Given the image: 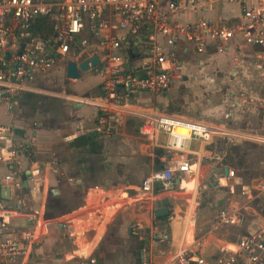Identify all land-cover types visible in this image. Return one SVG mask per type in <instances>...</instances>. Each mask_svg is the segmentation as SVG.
I'll return each instance as SVG.
<instances>
[{
	"label": "crops",
	"instance_id": "0c3cea01",
	"mask_svg": "<svg viewBox=\"0 0 264 264\" xmlns=\"http://www.w3.org/2000/svg\"><path fill=\"white\" fill-rule=\"evenodd\" d=\"M245 3L264 8V0H244L242 3L219 0L211 10L197 8L174 17L182 22L203 18L216 24H234L242 17ZM218 4L222 12L220 19L216 14ZM207 12L218 20L205 17ZM190 14L201 16L182 19ZM243 39L238 34L224 42L223 51L210 46L208 51L200 53L193 44L180 37L173 47L175 60L165 63L175 76L173 87L162 93H142L137 102L150 111L155 109L163 113H167L166 106L172 108L171 99H181L185 104L198 103L204 110L198 117L183 110L176 111L177 115L180 114L178 117L204 122L226 132L264 135V80L258 67V64H264V48L248 44ZM93 53L94 50H89L78 57L70 54L68 60L79 63ZM196 54L209 56L208 61H214L213 57L220 59L217 65L220 71L226 75L229 71L230 88L227 92L215 91L207 85L210 83L207 75L212 70L211 66L208 61L199 60ZM67 64V61L59 62L52 70L39 75L11 101L0 96V125L12 126L15 139L25 143L27 148L21 156L24 188L14 191L12 198L8 199L9 205L21 210L11 218L18 229L17 235L33 232L37 239L23 264H143L144 248L152 252L148 258L153 264H162L172 258L182 243L191 244L193 249L205 255L212 254L225 241H235L238 235L253 233L264 226V215L261 216L254 208L252 213L250 209L246 212L241 225H226L209 231L219 210L226 205L240 203L235 195V184L240 183L237 174L227 184L219 186L215 183L214 174L226 175L227 168L234 170L232 166L236 161V153L232 154V164L228 159L229 153L223 156L215 153L211 148L215 135L227 137L235 146L239 142L263 147L264 144L221 133L215 134L209 143L194 139L188 149L198 153L200 173L180 174L181 182L175 184L173 191L164 192L159 185L156 189L161 187V190L152 197L143 192L142 183L166 163L170 155L165 148L167 135L163 133L156 143L152 142L139 131L142 119L127 116L120 119L114 137L101 136L99 127L103 108L99 103L103 94V76L91 68L81 72L78 79L70 78ZM90 71L93 75L88 76ZM181 85L186 86L184 93L181 89L176 91ZM198 85L199 92L194 93L198 98L192 102L183 101L185 94L195 92ZM241 93L255 98L252 107L239 106L229 110V104ZM154 100L163 105L153 104ZM256 122L258 126L255 127ZM0 168L3 172L7 169L5 165ZM205 179L211 183L209 190L218 189L225 195L215 201L214 210H208L211 214L209 228L196 235V223L204 215V209L195 210L194 198ZM190 192H193V197L183 219L182 232L171 234L163 226V223L170 224L178 218L173 215L171 205L179 196ZM241 196L246 199L242 191ZM166 197L171 198V218L155 217L156 202ZM191 220L193 225L190 227ZM136 223L141 224L140 231H134ZM154 225H158L162 232H168L169 239H152ZM226 229L229 231L227 234L224 233ZM91 259L96 262L91 263Z\"/></svg>",
	"mask_w": 264,
	"mask_h": 264
},
{
	"label": "built area",
	"instance_id": "2783aa9c",
	"mask_svg": "<svg viewBox=\"0 0 264 264\" xmlns=\"http://www.w3.org/2000/svg\"><path fill=\"white\" fill-rule=\"evenodd\" d=\"M217 1L0 0V96L11 101L39 75L52 70L59 62H68L70 54L78 57L94 50L92 55L98 54L101 58L94 72L103 76L99 134L114 137L120 119L127 116L142 119L139 131L152 142L156 143L161 134H166L165 148L170 155L160 169L144 179L142 189L152 197L156 196L159 185L164 192H171L180 174L200 173L198 153L188 149L192 140L209 143L215 134L221 133L264 144L261 134L222 131L204 122L155 109L150 111L137 102L142 93H162L173 87L175 76L165 63L175 60L173 47L180 37L200 53L208 51L210 46L223 51L224 42L238 34L246 43L264 48V8L259 5L245 3L242 17L234 24H216L203 18L182 22L174 17L197 8L211 10ZM42 17L49 18L54 27V35L49 38L34 28L37 19ZM258 67L264 80V64ZM254 101L253 96L241 93L229 104V110L239 106L249 109ZM25 146L15 139L12 126L0 125V167L7 168L4 172L0 168V193L9 188L10 199L14 191L24 188L21 156L27 149ZM214 176L220 186L234 179L236 173L229 169L226 175L215 173ZM203 185L208 188L211 183L206 180ZM242 194L246 201L219 210L210 232L244 223L249 203L263 196L264 183L244 186ZM8 201L0 196V264H23L37 239L33 232L17 235L18 229L11 218L21 210ZM259 213L264 215V204ZM154 216L157 217L156 211ZM133 229L140 231L141 224L136 223ZM151 234L154 240L169 239V233L162 232L158 225L153 226ZM143 253V264H153L148 258L152 252L144 248ZM95 262L91 259V263ZM162 264H264V226L253 233L238 235L235 241H225L212 254L205 255L191 244L182 243L172 258Z\"/></svg>",
	"mask_w": 264,
	"mask_h": 264
},
{
	"label": "rangeland",
	"instance_id": "374dc122",
	"mask_svg": "<svg viewBox=\"0 0 264 264\" xmlns=\"http://www.w3.org/2000/svg\"><path fill=\"white\" fill-rule=\"evenodd\" d=\"M217 15H218V19H220L222 17V12H221V8L220 5H217ZM207 18H210L212 20H218L217 18H213V15H211L209 12H207L205 14ZM199 14H190V15H185L182 19L183 20H188V19H196L198 18ZM220 17V18H219ZM195 56V54L193 55V57ZM197 58H199V60H205L208 61L207 59H209V56H199L198 54H196ZM81 58H79L78 60H80ZM197 60V59H196ZM214 61H208V65L211 66V72L208 73L207 77L210 81L209 84L207 85H211V87L215 90V91H222V92H227L228 89L230 88L229 84V77H228V72L227 71V75L226 72H222L220 71L219 66H217L218 64H220V59L216 57V59H214ZM223 60V59H222ZM195 61V60H194ZM85 75V73H84ZM88 76L93 75V71H90L89 73H87ZM226 76V77H225ZM69 83L71 82L70 80L68 81ZM185 85H181L180 87L176 88V91H179L181 89V91L184 93L185 92ZM199 85L196 86V91L195 92H190L186 93V98L183 101H194L195 99L198 98V95H195L199 92ZM191 90V89H190ZM181 93V92H180ZM195 93V94H194ZM182 94H180L181 96ZM175 97H179V96H175ZM174 97V98H175ZM189 103V102H188ZM185 104L181 102L180 100L177 99H171L170 100V105H172L170 108L169 106H166V112L169 114H176V111H181L183 110V112H190L192 114H194L195 116H199V114L201 113V111H204L202 109V105L198 106V103L196 104ZM153 104H159L160 106L163 105L162 102L158 101V100H154ZM175 110V111H173ZM180 114H178L177 116H179ZM247 118V117H246ZM245 119V118H244ZM255 127L258 126L257 122L254 124ZM242 126H246V124H242ZM213 144H211V148L213 150H215V153L218 152V154H220L221 156L225 155L226 153H234L235 152L233 150H235L234 148L236 147L235 144L230 141L227 137H223L220 135H215L214 137V141L212 142ZM240 144L238 145L240 148V155L236 156V161L235 164H233V168L236 171V174L238 175V177L240 178V180H238L240 183H236L235 184V195L236 198H238L237 200H240V202H244L246 201V199H244L241 196V191L242 188L245 185H250L252 187V185H257L259 183H264V147L260 146V145H256L253 143H249V142H239ZM237 146V147H238ZM229 188V187H228ZM179 189V188H178ZM228 190V189H227ZM225 193H222V191L218 190V189H214V190H209L208 188H206L203 184L201 185V187L199 188L198 192L195 193V198H194V208L195 210H200V209H204V215L202 217H199L196 223V227H195V234L196 235H201L203 232L206 231L207 228H209L210 224L208 223V219L211 216L210 211L214 210V203L216 200H218L220 197L224 196ZM230 196V194H228V197ZM193 197V192L187 193L185 195H181L179 196V198L176 200L175 204H172V211L174 212L173 215L178 217L176 221H170V224H166L163 223V226L168 228L170 233H180L182 232V228H183V219L186 216V211L189 209V206L191 204V199ZM227 197V196H226ZM264 197H261L259 199H257L256 201H253L250 204L251 208H249L250 212L252 213L253 210L252 209H257V211H260V209H262V203H263ZM213 202V203H212ZM211 207L213 209H211ZM250 218V217H249ZM166 224V225H165ZM209 224V225H208ZM192 220L190 221V227L192 226ZM229 231L226 229L225 230V234H227Z\"/></svg>",
	"mask_w": 264,
	"mask_h": 264
},
{
	"label": "water",
	"instance_id": "95a60500",
	"mask_svg": "<svg viewBox=\"0 0 264 264\" xmlns=\"http://www.w3.org/2000/svg\"><path fill=\"white\" fill-rule=\"evenodd\" d=\"M101 62V59L99 55L95 54L87 59L77 62L76 60H69L67 64V75L70 78H80L81 72L89 71L91 68L96 67ZM228 171V168L226 169ZM181 182L180 178H177L175 183L179 185ZM26 186H28V183L26 181ZM0 196H2L5 199H10V189L6 188L5 193H0ZM157 208H156V214L159 218H166L171 216L170 211V204H171V198L166 197L164 199H160L157 202ZM171 218V217H170Z\"/></svg>",
	"mask_w": 264,
	"mask_h": 264
},
{
	"label": "trees",
	"instance_id": "16d2710c",
	"mask_svg": "<svg viewBox=\"0 0 264 264\" xmlns=\"http://www.w3.org/2000/svg\"><path fill=\"white\" fill-rule=\"evenodd\" d=\"M34 28L37 32H40L41 35H43L45 38H49L52 35H54V27L52 25V22L49 18H39L37 19L36 23L34 24ZM238 145H236V147L234 148L235 150H233L237 155H240V148L237 147ZM233 153H229L228 159L230 160V164H232V157ZM157 192L161 190V187H159L158 189H156Z\"/></svg>",
	"mask_w": 264,
	"mask_h": 264
}]
</instances>
